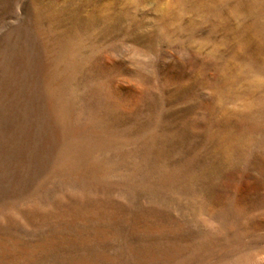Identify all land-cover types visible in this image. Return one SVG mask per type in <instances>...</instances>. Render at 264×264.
<instances>
[{
	"label": "rangeland",
	"instance_id": "obj_1",
	"mask_svg": "<svg viewBox=\"0 0 264 264\" xmlns=\"http://www.w3.org/2000/svg\"><path fill=\"white\" fill-rule=\"evenodd\" d=\"M0 264H264V0H0Z\"/></svg>",
	"mask_w": 264,
	"mask_h": 264
}]
</instances>
